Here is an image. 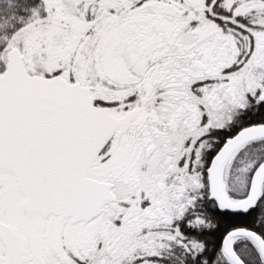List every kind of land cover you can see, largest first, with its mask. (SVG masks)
<instances>
[{
  "label": "snow or ice",
  "instance_id": "1",
  "mask_svg": "<svg viewBox=\"0 0 264 264\" xmlns=\"http://www.w3.org/2000/svg\"><path fill=\"white\" fill-rule=\"evenodd\" d=\"M0 264H264V0H0Z\"/></svg>",
  "mask_w": 264,
  "mask_h": 264
}]
</instances>
